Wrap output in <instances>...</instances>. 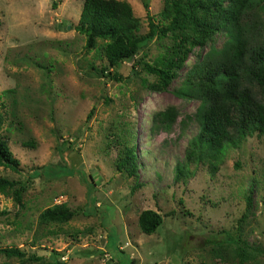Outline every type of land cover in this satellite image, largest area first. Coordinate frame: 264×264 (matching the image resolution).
I'll use <instances>...</instances> for the list:
<instances>
[{"label": "rangeland", "instance_id": "rangeland-1", "mask_svg": "<svg viewBox=\"0 0 264 264\" xmlns=\"http://www.w3.org/2000/svg\"><path fill=\"white\" fill-rule=\"evenodd\" d=\"M124 1L145 34L143 0ZM147 1L162 24L163 0ZM82 5L0 0V138L21 169L0 166V175L25 186L21 205L12 189L0 191V247L23 252L0 254V263L52 264V255L63 264H264V134L227 146L211 171L187 159L200 101L174 93L193 63L228 36L218 32L194 47L168 88L151 90L156 77L143 63L170 53L172 38L150 40L115 70L98 51H85L86 36L75 29ZM170 106L175 122L156 129L152 114ZM128 148L136 176L115 166ZM178 167L192 174L175 179ZM62 203L76 211L71 219L41 220ZM144 209L162 216L151 234L138 226ZM238 249L249 257L240 262Z\"/></svg>", "mask_w": 264, "mask_h": 264}, {"label": "trees", "instance_id": "trees-1", "mask_svg": "<svg viewBox=\"0 0 264 264\" xmlns=\"http://www.w3.org/2000/svg\"><path fill=\"white\" fill-rule=\"evenodd\" d=\"M143 6L148 19L145 34L139 33L140 20L124 0H83L75 29L86 36L85 51H98L107 66L115 70L121 63L132 60L150 40L170 36L173 40L170 53L153 63H143L144 71L156 77L147 87L156 91L168 88L194 47L210 44L218 32L228 36L221 50L210 48L194 62L181 86L174 90L178 95L200 101L196 114L199 128L190 142L187 159L208 162L214 171L223 156L218 155L227 146L236 147L249 136L264 134V0H163L162 24L152 20L147 0H143ZM111 79L119 80L120 75L115 73ZM142 82L145 84L144 79ZM176 118V109L170 106L154 112L151 123L156 129L167 131ZM1 122L0 115V125ZM136 161V154L128 148L115 166L118 171L125 170L128 176H136ZM0 166L21 171L19 160L2 138ZM190 174L191 171L178 167L175 179ZM8 189H12L13 199L21 205L25 186L0 175V191ZM246 200L249 205L251 197L247 196ZM75 214L76 211L62 203L47 207L40 217L45 223H63ZM137 222L141 232L151 234L162 223V216L155 210L144 209ZM206 241L212 243L211 238ZM235 253L240 262L249 257L244 249ZM0 254L23 256L17 247H0ZM49 258L52 264H63L52 255Z\"/></svg>", "mask_w": 264, "mask_h": 264}]
</instances>
